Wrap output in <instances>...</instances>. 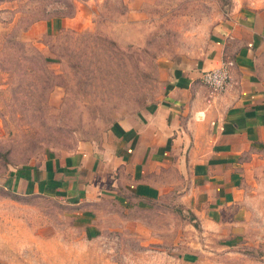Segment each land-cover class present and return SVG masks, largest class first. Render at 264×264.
Returning a JSON list of instances; mask_svg holds the SVG:
<instances>
[{"label": "rangeland", "instance_id": "1", "mask_svg": "<svg viewBox=\"0 0 264 264\" xmlns=\"http://www.w3.org/2000/svg\"><path fill=\"white\" fill-rule=\"evenodd\" d=\"M241 5L264 0H0V264H264V149L243 155V213L220 238L188 217L183 156L152 175L160 192L146 203L120 189L75 204L3 182L49 152L109 141ZM258 69L264 79V52Z\"/></svg>", "mask_w": 264, "mask_h": 264}, {"label": "crops", "instance_id": "2", "mask_svg": "<svg viewBox=\"0 0 264 264\" xmlns=\"http://www.w3.org/2000/svg\"><path fill=\"white\" fill-rule=\"evenodd\" d=\"M263 52L264 7L237 6L213 25L200 55L173 65L158 100L111 124L109 141L65 154L49 152L41 163L14 169L3 182L18 193L66 197L75 204L102 195L121 200L120 189L128 192L126 198L146 203L160 192L152 175L173 164L182 167L183 156L184 200L200 228L217 238L237 230L243 155L264 149V79L258 69ZM226 59L233 61L231 83L214 92L201 73Z\"/></svg>", "mask_w": 264, "mask_h": 264}, {"label": "built area", "instance_id": "3", "mask_svg": "<svg viewBox=\"0 0 264 264\" xmlns=\"http://www.w3.org/2000/svg\"><path fill=\"white\" fill-rule=\"evenodd\" d=\"M231 59L223 60L222 63L214 68L205 69L201 73V80L214 92H222L231 83Z\"/></svg>", "mask_w": 264, "mask_h": 264}, {"label": "trees", "instance_id": "4", "mask_svg": "<svg viewBox=\"0 0 264 264\" xmlns=\"http://www.w3.org/2000/svg\"><path fill=\"white\" fill-rule=\"evenodd\" d=\"M13 189V188H12ZM14 193L19 194L18 192L15 191V189L12 190ZM189 219L193 220L195 222V225L198 224V219L197 217L194 215V213L191 211V213H189Z\"/></svg>", "mask_w": 264, "mask_h": 264}]
</instances>
